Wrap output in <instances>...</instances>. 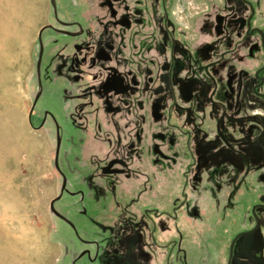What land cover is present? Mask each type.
Returning <instances> with one entry per match:
<instances>
[{
  "label": "flooded vegetation",
  "instance_id": "1",
  "mask_svg": "<svg viewBox=\"0 0 264 264\" xmlns=\"http://www.w3.org/2000/svg\"><path fill=\"white\" fill-rule=\"evenodd\" d=\"M47 4L60 264H264V0Z\"/></svg>",
  "mask_w": 264,
  "mask_h": 264
},
{
  "label": "rangeland",
  "instance_id": "2",
  "mask_svg": "<svg viewBox=\"0 0 264 264\" xmlns=\"http://www.w3.org/2000/svg\"><path fill=\"white\" fill-rule=\"evenodd\" d=\"M47 0H0V264H60L50 230L51 142L28 123Z\"/></svg>",
  "mask_w": 264,
  "mask_h": 264
}]
</instances>
